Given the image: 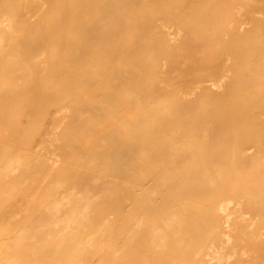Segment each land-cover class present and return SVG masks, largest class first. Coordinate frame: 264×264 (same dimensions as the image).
<instances>
[{"label":"bare ground","instance_id":"1","mask_svg":"<svg viewBox=\"0 0 264 264\" xmlns=\"http://www.w3.org/2000/svg\"><path fill=\"white\" fill-rule=\"evenodd\" d=\"M0 264H264V0H0Z\"/></svg>","mask_w":264,"mask_h":264}]
</instances>
